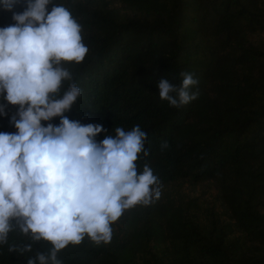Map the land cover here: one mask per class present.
Listing matches in <instances>:
<instances>
[{"label": "trees", "instance_id": "16d2710c", "mask_svg": "<svg viewBox=\"0 0 264 264\" xmlns=\"http://www.w3.org/2000/svg\"><path fill=\"white\" fill-rule=\"evenodd\" d=\"M54 2L81 25L88 47L82 62L64 65L81 90L65 115L100 124L108 135L139 125L149 155H139L137 170L148 164L161 185L158 199L125 210L111 225L107 244L85 237L58 259L264 264V0ZM11 15L0 10V27L13 23ZM181 72L197 81L190 91L198 96L176 108L158 97L156 84L166 78L179 85ZM17 107L8 105L0 131H15L9 117ZM20 239L9 234L10 243ZM50 247L37 242L18 256L0 246V264H27Z\"/></svg>", "mask_w": 264, "mask_h": 264}, {"label": "clouds", "instance_id": "9594fccd", "mask_svg": "<svg viewBox=\"0 0 264 264\" xmlns=\"http://www.w3.org/2000/svg\"><path fill=\"white\" fill-rule=\"evenodd\" d=\"M21 2L24 10L14 11ZM0 10L13 21L0 27V117L18 106L9 117L15 131H0V246L24 256L48 242L27 264H63L58 252L85 237L107 244L111 225L125 210L158 199L161 185L148 164L137 170L139 155H149L139 125L108 135L100 124L65 115L81 90L64 65L79 64L88 52L71 12L54 0H0ZM179 76V85L166 78L156 84L158 97L176 108L198 96L190 91L197 84L192 74ZM10 233L20 242L10 243Z\"/></svg>", "mask_w": 264, "mask_h": 264}]
</instances>
